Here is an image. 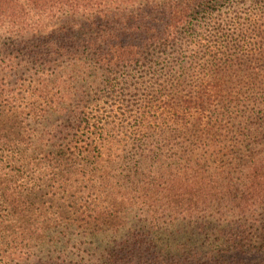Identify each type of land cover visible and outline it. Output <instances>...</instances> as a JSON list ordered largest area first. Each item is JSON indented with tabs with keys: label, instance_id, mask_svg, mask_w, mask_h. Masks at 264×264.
I'll use <instances>...</instances> for the list:
<instances>
[{
	"label": "trees",
	"instance_id": "obj_1",
	"mask_svg": "<svg viewBox=\"0 0 264 264\" xmlns=\"http://www.w3.org/2000/svg\"><path fill=\"white\" fill-rule=\"evenodd\" d=\"M0 264H264V0H0Z\"/></svg>",
	"mask_w": 264,
	"mask_h": 264
},
{
	"label": "rangeland",
	"instance_id": "obj_2",
	"mask_svg": "<svg viewBox=\"0 0 264 264\" xmlns=\"http://www.w3.org/2000/svg\"><path fill=\"white\" fill-rule=\"evenodd\" d=\"M188 233H189V232L186 230V240H188V239H194V238H197V239H198V238H199V234L196 233L195 231H193L192 234H191V235H197V237H194V238H192L191 235L188 234ZM43 254H45V252H44ZM43 254H41V256H42ZM240 256H242V257L246 256L247 258H248V257H251V259L255 258V257H252L253 255L250 254V253H245V254L240 255ZM255 259H256V258H255Z\"/></svg>",
	"mask_w": 264,
	"mask_h": 264
}]
</instances>
